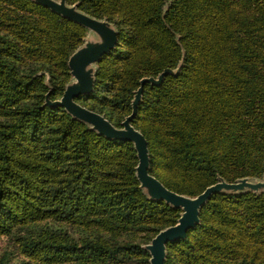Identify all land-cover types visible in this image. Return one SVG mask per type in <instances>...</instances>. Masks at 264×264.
I'll list each match as a JSON object with an SVG mask.
<instances>
[{
    "label": "trees",
    "instance_id": "obj_1",
    "mask_svg": "<svg viewBox=\"0 0 264 264\" xmlns=\"http://www.w3.org/2000/svg\"><path fill=\"white\" fill-rule=\"evenodd\" d=\"M119 42L77 101L134 125L150 172L191 197L222 177H264V0H68ZM89 30L33 0H0V264H149L143 248L182 210L151 200L137 151L73 118L60 99ZM165 264H264V192L216 193Z\"/></svg>",
    "mask_w": 264,
    "mask_h": 264
},
{
    "label": "water",
    "instance_id": "obj_2",
    "mask_svg": "<svg viewBox=\"0 0 264 264\" xmlns=\"http://www.w3.org/2000/svg\"><path fill=\"white\" fill-rule=\"evenodd\" d=\"M54 12L69 18L83 26L89 32L84 43L78 47L69 58L72 78L66 85L60 99L51 101L50 92L47 94V104L62 106L73 118L85 122L91 129L110 139L127 140L134 144L137 151V178L141 187L151 200H163L167 204L180 208L181 215L176 224L161 229L158 234L144 246L149 252V264H165L167 244L186 238L190 229L200 224V214L203 206L216 193L264 192V177H244L235 182H228L222 177L218 182L208 186L202 193L191 197L168 189L156 176L150 172L151 159L148 141L142 131L134 125L138 106L142 100L146 83L159 85L168 74H176L183 61L176 69L167 68L157 77H145L136 90L132 100V112L122 122L120 127L112 124L104 115L93 111L77 101L80 95L93 90L97 64L103 55L115 49L118 45L119 31L117 27L106 19L95 18L78 8V4H69L68 0H33Z\"/></svg>",
    "mask_w": 264,
    "mask_h": 264
},
{
    "label": "rangeland",
    "instance_id": "obj_3",
    "mask_svg": "<svg viewBox=\"0 0 264 264\" xmlns=\"http://www.w3.org/2000/svg\"><path fill=\"white\" fill-rule=\"evenodd\" d=\"M151 241V240H150ZM149 241V242H150ZM148 242V243H149ZM147 243V244H148ZM146 244L143 245V248ZM5 250H12V242L10 239H8L7 237H1L0 238V257L2 255L3 252H5Z\"/></svg>",
    "mask_w": 264,
    "mask_h": 264
}]
</instances>
